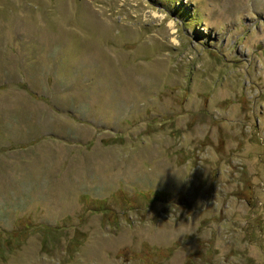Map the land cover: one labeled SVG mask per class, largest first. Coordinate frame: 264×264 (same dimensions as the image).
<instances>
[{
  "label": "rangeland",
  "instance_id": "obj_1",
  "mask_svg": "<svg viewBox=\"0 0 264 264\" xmlns=\"http://www.w3.org/2000/svg\"><path fill=\"white\" fill-rule=\"evenodd\" d=\"M6 43L71 88L0 130V264H264V0H0Z\"/></svg>",
  "mask_w": 264,
  "mask_h": 264
},
{
  "label": "crops",
  "instance_id": "obj_2",
  "mask_svg": "<svg viewBox=\"0 0 264 264\" xmlns=\"http://www.w3.org/2000/svg\"><path fill=\"white\" fill-rule=\"evenodd\" d=\"M18 50L21 54H18ZM29 50L30 47L25 45L19 48L7 43L0 46V65L5 66L9 63L15 56L14 52L18 54L17 59L20 64L19 71L12 68L3 71L4 67L3 73H0V130L12 129L20 123L24 115L29 112L28 108L37 113V117L34 118L35 123H47L50 128L54 122L55 111L63 109L62 101L60 104L56 97L59 100L60 92L71 88L70 84L62 82L61 89L55 90V82L58 80L54 74L53 60L45 56L42 61L43 55L40 53H33L30 57ZM59 84L61 86L60 81ZM11 101L18 105L9 104ZM68 104L69 102L64 103L63 106L68 107ZM72 106L74 107L73 102ZM82 112L84 110H81L80 114ZM46 133L50 132L46 131Z\"/></svg>",
  "mask_w": 264,
  "mask_h": 264
}]
</instances>
